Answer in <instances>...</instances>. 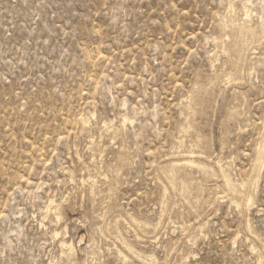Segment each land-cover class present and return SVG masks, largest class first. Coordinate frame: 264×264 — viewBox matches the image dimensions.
<instances>
[{
    "label": "rangeland",
    "instance_id": "obj_1",
    "mask_svg": "<svg viewBox=\"0 0 264 264\" xmlns=\"http://www.w3.org/2000/svg\"><path fill=\"white\" fill-rule=\"evenodd\" d=\"M0 264H264V0H0Z\"/></svg>",
    "mask_w": 264,
    "mask_h": 264
},
{
    "label": "bare ground",
    "instance_id": "obj_2",
    "mask_svg": "<svg viewBox=\"0 0 264 264\" xmlns=\"http://www.w3.org/2000/svg\"><path fill=\"white\" fill-rule=\"evenodd\" d=\"M263 151V150H262ZM93 189V188H92ZM50 204L52 205V204H54V202L52 201V202H50ZM49 207V206H48ZM58 207V209L57 210H55L54 212H53V214H54V216L59 220V218L61 217V212H60V209H59V207H60V205H58L57 206ZM63 245H65V244H63ZM67 245V244H66ZM70 252V251H69Z\"/></svg>",
    "mask_w": 264,
    "mask_h": 264
}]
</instances>
